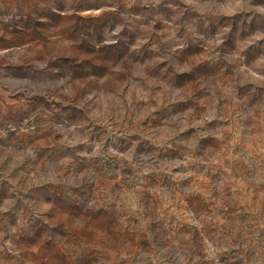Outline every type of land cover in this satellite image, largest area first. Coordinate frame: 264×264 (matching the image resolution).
I'll list each match as a JSON object with an SVG mask.
<instances>
[{
	"label": "rangeland",
	"instance_id": "374dc122",
	"mask_svg": "<svg viewBox=\"0 0 264 264\" xmlns=\"http://www.w3.org/2000/svg\"><path fill=\"white\" fill-rule=\"evenodd\" d=\"M0 264H264V0H0Z\"/></svg>",
	"mask_w": 264,
	"mask_h": 264
}]
</instances>
